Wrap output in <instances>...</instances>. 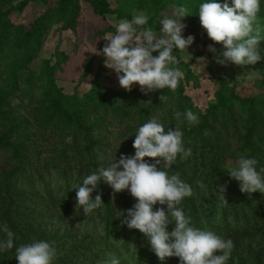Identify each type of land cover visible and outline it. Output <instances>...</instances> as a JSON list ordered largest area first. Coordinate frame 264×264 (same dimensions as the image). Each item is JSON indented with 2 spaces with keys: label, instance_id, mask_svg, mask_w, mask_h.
<instances>
[{
  "label": "rangeland",
  "instance_id": "374dc122",
  "mask_svg": "<svg viewBox=\"0 0 264 264\" xmlns=\"http://www.w3.org/2000/svg\"><path fill=\"white\" fill-rule=\"evenodd\" d=\"M56 1L50 0V5H55ZM108 1L111 7L121 10L124 16L131 15L133 17L137 14H145L150 17L151 14L154 16L153 26H150V20L147 26L157 31L158 20L163 15H171L173 8L177 5L187 6L192 14L183 18V22L187 25L183 35L185 38L189 34L194 35L195 40L189 46L188 52L179 53L177 57L184 61L194 59L191 68L197 81L186 82L185 72L182 71L185 93L193 100V112L198 114L199 110L205 111L209 105L216 102V92L221 87L217 77H223L230 83V86L235 85V93L240 98L253 97L262 102L263 104H259L258 110L264 115V85L260 68H253L252 65L237 66L232 63L221 65L216 62L214 57L218 52L223 51L222 44L215 43L217 53L209 52L208 46L214 42L208 37L195 14L200 0H170V3L158 12H152L149 7H144L145 4L150 6L151 0ZM16 2L14 1L12 4ZM80 2L82 15L77 32L63 30V22L52 24L46 32L42 47L34 60L28 65V68L18 70L16 84L12 70L21 63L24 50L12 42L11 36L14 34V29L21 24H24L26 29H31L33 22L46 10L47 5L30 3L22 12L15 11L9 17L13 24L11 34L7 38L8 43L0 48V95H6L4 103L0 104V110L5 111L7 117V120L0 121V136L3 132L10 131L8 140L16 143L19 148L15 153L12 150L0 148V216L5 213L6 207L12 199L13 201L10 203L13 211L12 221L30 227L41 224L40 230L49 233L53 238L57 237L54 242L62 249H69L75 245L80 248L86 246L88 249H92V252L86 256L71 257V261L76 264H102L110 256L119 257L122 264H137V253L132 251L134 248L132 240L129 245L123 246L121 241H115L114 244L105 239L102 226L106 216L104 204L99 207L98 211L94 210L95 212L85 215L82 210L80 213L76 212V201L73 197V201L67 209L54 210L52 215L45 213L46 201L50 197L44 191V185L51 180L57 182L61 179L65 168L71 169L73 177H76L80 153L83 150V140L80 137L83 131H79L76 138V130L73 125L64 129L61 127L62 124L57 125L56 120L53 123L48 120L51 110L47 109L50 101L46 95L48 81L44 67L45 61H49L55 66L56 84L63 90L64 99L67 101H72L71 98L84 99L85 94L91 90L92 81L97 75L100 84L113 90H125L119 85L115 72L104 65V57L91 51L102 48L106 43L103 36L114 34L115 25L127 17L118 18L116 14L101 16L94 10L90 1L80 0ZM6 8V6L3 7V9ZM258 17V22L264 29V6L262 5ZM260 48L264 57V40L260 41ZM212 62V67H209ZM88 64H91L92 72L87 77H83ZM135 86L140 90L138 84ZM177 91L176 88L173 91V96L168 99V106L177 107ZM156 95L157 91L148 95L143 93L146 104L155 100ZM117 106L116 103L115 107ZM234 110H236L235 114L239 119H244L247 115V105L243 103L235 105ZM84 111L91 115L89 123L93 125L100 124L99 116L105 119L107 133H103V135L107 138L106 143L109 147L106 149V153L101 155L105 164L107 165L115 155L118 160L120 155L126 152L127 146L130 143L133 144L138 127V116L134 119L122 120L123 116H120L119 119L115 118V112L111 111L110 115L105 117L102 115L103 113L99 115L95 113L89 105L83 108ZM154 117L167 126L162 113L154 112L151 119ZM185 123L187 124V122ZM130 126L134 127L131 129ZM101 128L104 129V127ZM185 128L182 129L183 135L186 134ZM186 129L188 130L190 127L188 126ZM229 129L231 137L227 140V144L230 151H234L240 148V140H238L240 131H235L232 127ZM200 146L201 142L190 145L192 151L197 148V154L200 151ZM17 154H24V160L16 158ZM192 155L194 152L181 160L191 158L190 165L193 166L195 160L192 159ZM225 158L224 167L235 166L236 161L232 156L227 155ZM83 168L86 169V166L84 165ZM81 181L82 179H77L72 188L78 186ZM28 183H33L34 189H38V191H29ZM108 188H110L108 202L115 207V210L124 209L125 200L119 197L120 192L114 194L109 185L106 186V189ZM73 190L76 194V189ZM97 190L94 194H97ZM52 193L54 196V191ZM124 198L134 202V197L127 190ZM40 214L41 216L44 214L46 217L37 223ZM115 214L118 216L119 213L116 211ZM26 219L28 221H25ZM126 233L128 234V232ZM0 238H3L1 234ZM126 248L131 251L127 252ZM6 252L7 250L0 252V262Z\"/></svg>",
  "mask_w": 264,
  "mask_h": 264
},
{
  "label": "trees",
  "instance_id": "16d2710c",
  "mask_svg": "<svg viewBox=\"0 0 264 264\" xmlns=\"http://www.w3.org/2000/svg\"><path fill=\"white\" fill-rule=\"evenodd\" d=\"M14 1L17 2L12 4ZM49 1L0 0V48L8 43L7 38L10 36L13 27L9 17L13 12H22L30 3L47 5L46 10L33 22L31 29H26V26L21 24L14 29V34L11 36L12 42L24 50L21 63L17 64L12 70L15 84L18 81V70L28 68V65L34 60L42 47L46 32L52 24L63 22V30H72L73 32L78 30L82 15L80 0H57L55 5H50ZM87 1L92 3L94 10L101 16L116 14L118 18L127 17L128 20L132 19L131 15L124 16L121 10L111 7L108 0ZM169 3L170 0H151V5L147 6L145 4L144 7H149L152 12H158ZM4 6L7 8L3 9ZM262 6H264V3H262ZM197 11L198 8L195 14L200 21ZM150 17V26L152 27L154 16L150 14ZM178 55L179 53H177ZM177 59L179 62L173 67L185 72V81H197V77L191 68L194 59L190 61H184L179 57ZM212 65L213 62L209 67H212ZM252 66L253 68H260L263 76L262 84L264 85V59ZM44 67L48 81L46 95L50 101L47 109L51 110L48 120L51 123L56 120L57 125L62 124L61 127L64 129L73 125L76 130V138L79 131H83L80 136L83 140V150L80 153L76 177H73V172H70L71 169L65 168L61 174V179L57 182L51 180L43 187L50 197L46 201L47 206L45 207V213L50 215L53 214L54 210L67 209L71 205L73 197L76 196L72 185L77 182V179H83L84 176L106 165L101 156L109 148L106 143L107 138L103 135V133H107L105 119L99 116L100 124L96 122L95 125L89 123L91 115L86 111L83 112L85 106L89 105L95 113H98V115L103 113L102 115H105V117H108L111 111L115 112V118L119 119L120 116H123L122 120L134 119L138 116V127L151 119L154 112L158 111L163 114L167 126L173 129L176 126L182 129L185 128L184 125L188 127L185 122L180 123L176 120V111L181 113L188 109L194 111L193 100L185 93L182 80L177 87L176 108L173 105H167L168 99L173 96V90L166 88L157 90L155 100L146 104L143 92L136 86L133 87L132 91L113 90L100 84L98 75L94 77L92 88L85 94L84 99L71 98L72 101H67L64 99L63 90L56 84L55 66L49 61H45ZM91 72V64H88L83 77H87ZM217 80L221 87L216 92V102L209 105L205 111L199 110V124L191 126L188 130L186 127V134L183 135L185 147L201 142L199 153H196L197 148L192 151L194 152V155H192V159L195 160L194 164L193 166L190 165L191 158L182 161L178 157L170 170V174L179 173L181 178L193 189V195L185 198L181 204L186 214L191 216L193 224L196 227L211 230L226 239L230 238L234 242L232 255L227 264H264V193L259 191L251 194L241 192L239 182L232 179L227 170H224V160L227 155L232 156L236 161L240 154H247L259 161L258 167L264 166V115L258 110L259 104L262 105L263 103L253 97L240 98L235 93V85L230 86V83L223 77H217ZM5 96L0 95V104L4 103ZM114 103H117L118 106L115 107ZM242 103L247 105V115L244 119H239L235 114L234 107L235 105H242ZM4 120H7L6 112L0 110V121ZM98 127L100 128L97 129ZM101 127H104V129ZM130 127L132 129L134 126ZM231 127L235 131H240L238 135L240 148L234 151H230L227 144V140L231 137L229 129ZM9 133L10 131H6L0 136V148L12 150L15 153L19 147L16 143L8 140ZM125 151L124 154H133L135 149L130 143ZM24 154H17L15 157L24 160ZM145 159L154 158L146 157ZM84 165L86 169L83 168ZM198 182L203 183L205 187H200ZM50 184L51 186H49ZM27 185L29 191H38V189H34L33 183ZM221 185L225 186L223 193L218 191ZM106 186L108 184L101 183L97 190V194L101 195L105 205L106 216L104 222H102L105 239L114 244L115 241H121L123 246L129 245L132 240L134 243L132 251L137 253V264H161L155 253L151 251L145 235L137 229H129L126 225H122V217H118L122 215V211L132 208L136 203V199L134 198V202H130L127 198H124L126 190L120 192L119 197L125 200V207L124 209L115 210V207L107 200L110 188L106 189ZM52 191H54V196ZM61 193L62 195H60ZM94 193L93 197L96 195ZM12 201L11 199L5 213L0 216V223L6 224L15 233L16 246L31 243L38 239L48 240L57 250L55 264H76L71 261V257L86 256L92 252V249H88L86 246L80 248L75 245L69 249H62L54 242L57 237L53 238L49 233L40 230L41 224L30 227L12 221L13 211L10 204ZM155 207H165L166 209L167 206L157 204ZM98 210L99 208L95 209V211ZM116 211L119 213L118 216L115 214ZM45 217L46 215L42 214L41 216L40 214L37 223ZM172 227L173 225H169V231ZM126 251L130 252L131 250L126 248ZM14 256L15 248L7 250L0 264H18ZM163 264H180V261L178 257H169Z\"/></svg>",
  "mask_w": 264,
  "mask_h": 264
},
{
  "label": "clouds",
  "instance_id": "9594fccd",
  "mask_svg": "<svg viewBox=\"0 0 264 264\" xmlns=\"http://www.w3.org/2000/svg\"><path fill=\"white\" fill-rule=\"evenodd\" d=\"M262 3L264 0H200L197 14L201 26L214 42L208 46L209 52L217 53L215 43L222 44L223 51L214 57L217 63L249 66L264 59L260 48L264 29L258 22ZM189 14L187 6L177 5L171 15L158 20V31L147 26L148 15L122 19L115 25L114 34L103 36L104 46L91 52L104 57V65L115 72L119 85L127 91L137 84L145 95L165 88L174 91L183 79L182 71L173 67L179 62L177 53L188 52L195 40L194 35H183L187 27L183 18ZM175 118L189 127L200 122L199 115L190 109L176 111ZM132 146L134 154H121L118 160L115 155L107 166L84 176L72 188L76 189V212L82 210L88 215L104 204L100 194L93 197L101 183L108 184L114 194L127 190L136 203L118 216L122 217L121 224L143 233L161 264L169 257H178L180 264H227L234 242L193 224L181 207L193 189L179 173L170 174L178 157L192 153L185 147L182 128L173 129L154 117L138 127ZM258 165L255 157L240 154L235 166L224 170L239 182L241 192L264 193V166ZM224 189L221 185L218 191L223 193ZM157 204L167 207L156 208ZM169 225H173L171 231ZM0 234V252L15 248L18 264H55L57 250L48 240L16 246L15 233L4 223H0ZM102 264L122 262L110 256Z\"/></svg>",
  "mask_w": 264,
  "mask_h": 264
}]
</instances>
